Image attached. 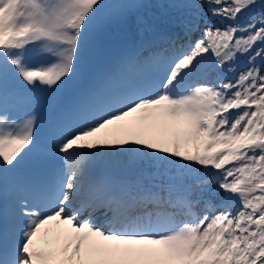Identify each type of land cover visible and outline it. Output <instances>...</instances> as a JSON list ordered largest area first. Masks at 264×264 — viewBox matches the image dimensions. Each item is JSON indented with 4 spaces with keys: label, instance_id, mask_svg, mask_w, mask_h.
<instances>
[{
    "label": "rangeland",
    "instance_id": "1",
    "mask_svg": "<svg viewBox=\"0 0 264 264\" xmlns=\"http://www.w3.org/2000/svg\"><path fill=\"white\" fill-rule=\"evenodd\" d=\"M0 264H264V0H0Z\"/></svg>",
    "mask_w": 264,
    "mask_h": 264
},
{
    "label": "trees",
    "instance_id": "2",
    "mask_svg": "<svg viewBox=\"0 0 264 264\" xmlns=\"http://www.w3.org/2000/svg\"><path fill=\"white\" fill-rule=\"evenodd\" d=\"M194 27H192V25L190 24H186V26L183 28V30L181 31H186L184 33H188V34H192L195 35V30L192 31ZM177 30V31H176ZM191 30V31H190ZM174 31V33H172ZM179 33V30L178 29H165L164 31H162L161 33H157L155 34V37L153 39H151V41H165L164 43H168V44H163L162 47H160L158 49V54L159 56L161 57H166L172 53H174L175 51H178L179 49H181L184 45V42L183 41H179V40H182L183 38H180V36L182 37L184 33ZM177 34V35H176ZM168 40V41H167ZM146 42H149V41H145ZM145 209V207L143 208Z\"/></svg>",
    "mask_w": 264,
    "mask_h": 264
},
{
    "label": "bare ground",
    "instance_id": "3",
    "mask_svg": "<svg viewBox=\"0 0 264 264\" xmlns=\"http://www.w3.org/2000/svg\"><path fill=\"white\" fill-rule=\"evenodd\" d=\"M136 207V206H135ZM130 234L132 235V240L134 243H140L143 244L148 237H150V239L152 240L157 233H154L151 230H139L137 232H130Z\"/></svg>",
    "mask_w": 264,
    "mask_h": 264
}]
</instances>
